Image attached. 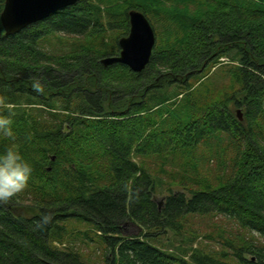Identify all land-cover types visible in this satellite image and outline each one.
Segmentation results:
<instances>
[{
  "label": "trees",
  "instance_id": "16d2710c",
  "mask_svg": "<svg viewBox=\"0 0 264 264\" xmlns=\"http://www.w3.org/2000/svg\"><path fill=\"white\" fill-rule=\"evenodd\" d=\"M5 1L0 153L33 171L0 202V264H90L72 239L110 264H264V0H79L12 35ZM130 9L156 31L141 72L101 61ZM206 216L239 227L221 250L188 244Z\"/></svg>",
  "mask_w": 264,
  "mask_h": 264
},
{
  "label": "water",
  "instance_id": "95a60500",
  "mask_svg": "<svg viewBox=\"0 0 264 264\" xmlns=\"http://www.w3.org/2000/svg\"><path fill=\"white\" fill-rule=\"evenodd\" d=\"M79 0H6L1 14V21L7 35L21 32L27 26L41 21L57 11ZM130 32L119 39L118 55L102 58L106 66L120 62L135 72L143 71L151 61L157 37L156 31L146 14L137 9L128 12ZM243 120V112L237 110Z\"/></svg>",
  "mask_w": 264,
  "mask_h": 264
},
{
  "label": "rangeland",
  "instance_id": "374dc122",
  "mask_svg": "<svg viewBox=\"0 0 264 264\" xmlns=\"http://www.w3.org/2000/svg\"><path fill=\"white\" fill-rule=\"evenodd\" d=\"M117 31H110L108 32V35L112 36V38L115 36ZM126 36V35H124ZM122 37V36H121ZM110 38L111 40H114ZM109 39V38H108ZM119 45V43H118ZM51 48L55 49H61V46L58 44V42L54 41V47L49 46ZM198 222L196 224H193V228L197 231L198 237H196L192 242L188 243L189 245L193 244V246H202L206 250L209 249H216L221 250L222 244L220 241V235L222 232L224 233L225 237H229L232 232H238V226L234 223H231L230 221H227L221 217H215L212 218L210 216L206 217H200V219H197ZM139 230V227L134 223H129L126 228L125 232L127 234H135ZM172 232H169L168 238H171L170 241H167L166 238L162 239V243H160V246H164L162 244H166V247H175L179 246L182 242V237H175L171 236ZM213 235V238H209V236ZM191 239V237H190ZM72 246L75 244L74 249L75 251L81 252L83 254V257L90 263V264H110L106 261L105 254H106V246L101 243V241L94 242H86L85 240H71ZM186 246H189L187 243H182ZM173 249V248H172Z\"/></svg>",
  "mask_w": 264,
  "mask_h": 264
},
{
  "label": "clouds",
  "instance_id": "9594fccd",
  "mask_svg": "<svg viewBox=\"0 0 264 264\" xmlns=\"http://www.w3.org/2000/svg\"><path fill=\"white\" fill-rule=\"evenodd\" d=\"M34 87L38 92L43 91L38 85ZM3 103L4 98L0 97V104ZM0 136L15 139L10 115H0ZM32 171L31 164L14 146L0 153V202L9 201L22 193L28 187ZM50 218L45 214L41 221L47 223Z\"/></svg>",
  "mask_w": 264,
  "mask_h": 264
}]
</instances>
